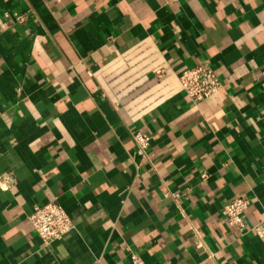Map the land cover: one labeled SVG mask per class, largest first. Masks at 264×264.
I'll use <instances>...</instances> for the list:
<instances>
[{
	"label": "crops",
	"instance_id": "obj_1",
	"mask_svg": "<svg viewBox=\"0 0 264 264\" xmlns=\"http://www.w3.org/2000/svg\"><path fill=\"white\" fill-rule=\"evenodd\" d=\"M0 174V264H264V0H0ZM52 201L74 228L46 246Z\"/></svg>",
	"mask_w": 264,
	"mask_h": 264
},
{
	"label": "built area",
	"instance_id": "obj_2",
	"mask_svg": "<svg viewBox=\"0 0 264 264\" xmlns=\"http://www.w3.org/2000/svg\"><path fill=\"white\" fill-rule=\"evenodd\" d=\"M178 1L165 0L166 3ZM24 19L22 15H15V20L19 23H22ZM179 81L185 94L195 103L210 99L222 87L216 71L206 61L201 62L195 68L184 70L180 74ZM132 137L138 147V153L143 154L150 146L151 140L149 136L143 133H133ZM206 178L207 174H203L202 179ZM12 182L11 177L0 174L1 189L7 190ZM249 206L250 199L245 195H241L223 207L222 215L230 227L243 232L245 230L244 217ZM29 221L38 238L46 246L63 239L74 228L70 216L56 201L42 206H35ZM254 231L257 236L264 238V221L256 225ZM130 261L131 264H146L142 257L135 252L130 253Z\"/></svg>",
	"mask_w": 264,
	"mask_h": 264
}]
</instances>
